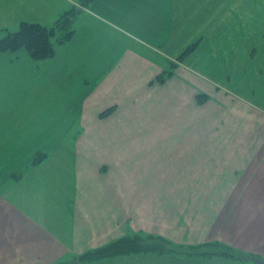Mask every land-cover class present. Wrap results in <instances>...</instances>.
Returning <instances> with one entry per match:
<instances>
[{
	"label": "crops",
	"instance_id": "obj_1",
	"mask_svg": "<svg viewBox=\"0 0 264 264\" xmlns=\"http://www.w3.org/2000/svg\"><path fill=\"white\" fill-rule=\"evenodd\" d=\"M78 1L0 0V28L51 25ZM74 29L50 59L0 52V264L51 263L132 232L198 242L216 226L219 236L221 214L236 200V171L261 173L254 183L262 207L251 214L264 233V147L261 169H253L257 150L235 142L246 129L204 131V107L213 106L219 115L225 109L220 121L228 126L260 125L264 139L263 92V112L253 117L257 103L225 89L264 87V0H94ZM193 42L173 75L157 82ZM198 91L209 95L203 104ZM66 138L73 143L60 147ZM40 152L43 160L31 164ZM205 201L207 214L189 224ZM175 259L142 254L90 264Z\"/></svg>",
	"mask_w": 264,
	"mask_h": 264
},
{
	"label": "rangeland",
	"instance_id": "obj_2",
	"mask_svg": "<svg viewBox=\"0 0 264 264\" xmlns=\"http://www.w3.org/2000/svg\"><path fill=\"white\" fill-rule=\"evenodd\" d=\"M39 14L43 15L45 12L42 10ZM53 22V21H51ZM50 22V23H51ZM53 24V23H51ZM183 61V60H182ZM175 64V66L181 62L177 60V58L173 61H171ZM171 67V64H169V68ZM168 68V69H169ZM164 69V70H168ZM262 78H264V70L261 75ZM225 89H228V91L236 96L237 98H240L242 100H245V98L252 99L251 101L254 104V101L257 103V105H253L251 108V112L254 115L259 116V112L262 111L260 110L259 107V102L261 99L260 91L263 92L264 95V87L259 89V87H252L251 88V93H248L247 91H243V87H225ZM259 90V91H258ZM263 99V107H264V96H262ZM207 101V100H206ZM205 101V102H206ZM204 102V103H205ZM203 104V103H202ZM113 109V107H111ZM110 109V108H108ZM106 109V110H108ZM218 109L222 108H215V107H209L205 106L204 107V119H205V124H204V131L205 132H219V131H243V129H246L245 131L248 132L247 136L245 139L243 138H237L236 139V147H250L252 149H255L257 151L252 150V159H253V165L252 168L255 169V167L260 168L258 165L259 159L262 158L260 148L264 147V139L262 140L260 137V125L258 124H250V125H241V126H236V124H230L229 126L227 125L228 122L224 123L223 121H220L221 118L226 117L225 109L223 110L222 114L219 115L220 111ZM231 109H234L231 107ZM104 112V111H102ZM101 112V113H102ZM235 112L238 113V115H243V110L242 109H236ZM246 112V110H245ZM263 112V111H262ZM256 113V114H255ZM264 113V112H263ZM217 117V118H216ZM225 119V118H224ZM63 139L61 141L60 147H63L61 145H71L73 143L72 140H67ZM213 140H210L212 142ZM228 142V140H219L215 139V142ZM214 142V141H213ZM256 158V159H254ZM256 160V163H255ZM237 169L238 166H237ZM260 172L258 171H251L249 173H246L244 171H236L235 172V197L236 200L234 203L230 204V208H227V212L221 214V229H223L222 232H220L219 236H217L215 229H220L219 227H212V235L208 239L203 240V241H198V242H176V243H184V244H200V243H206V242H221L226 245L233 246L237 250L241 252H245L248 255H256L264 260V233H260V223H258L256 220L252 219L254 215L251 214V210L255 208V205H258L259 207H262V204H260V193L263 189L258 186V184H255L254 179H260ZM264 175V172H262ZM224 175L230 176V179L232 177V173H224ZM250 175V176H249ZM248 183H253L251 184V187H245L248 185ZM233 189L230 190V196L232 193ZM219 192L223 194L225 197L227 196L228 189L226 187H220ZM211 199V198H210ZM232 199V198H231ZM206 204H196V208L194 211L189 212V224L191 218L196 215V218L199 217V212L202 211L204 215L207 214L206 212V206L207 204L211 205L210 202H203ZM225 206H228L225 204ZM249 213V217L244 220L245 215ZM191 227L190 225H188ZM199 230L196 232V238H198ZM229 233V234H228ZM155 254V253H153ZM77 255V254H76ZM76 255L72 256H66L64 259L57 260L51 263H46V264H90V262L87 263H79L76 261ZM129 255H142L140 254H129ZM162 255V254H158ZM172 255L175 258V260H167L166 264H256L254 260L252 259H231L222 255L219 256H206V257H197V256H185V255H180V254H169ZM128 256V255H124ZM121 257V256H120ZM118 258V257H116ZM114 259V258H111ZM185 259H193L194 261H188L185 262ZM202 260V261H200ZM98 262V261H96ZM94 263V262H91ZM34 264H45V263H34ZM156 264H164L163 262L159 261Z\"/></svg>",
	"mask_w": 264,
	"mask_h": 264
},
{
	"label": "trees",
	"instance_id": "obj_3",
	"mask_svg": "<svg viewBox=\"0 0 264 264\" xmlns=\"http://www.w3.org/2000/svg\"><path fill=\"white\" fill-rule=\"evenodd\" d=\"M94 0H79L67 10L61 12L53 24L44 25L39 22L21 21L16 29L0 28V52H13L24 49L32 60L42 61L52 58L57 47L67 42L73 35L74 22L82 8ZM197 42L188 45L177 57L182 61L196 47ZM175 64L171 62L168 70H163L156 77V81L164 83L173 75ZM209 99V95L198 91L196 101L198 104ZM113 109L110 108L101 113L108 115ZM44 154L38 153L33 157L31 164L43 160ZM180 254L185 256H225L231 259L263 258L256 255H248L233 246L221 242H206L200 244L176 243L171 239L152 233L132 232L115 238L106 244L85 250L76 255L79 263L96 262L105 259L116 258L129 254ZM264 261V260H263Z\"/></svg>",
	"mask_w": 264,
	"mask_h": 264
},
{
	"label": "water",
	"instance_id": "obj_4",
	"mask_svg": "<svg viewBox=\"0 0 264 264\" xmlns=\"http://www.w3.org/2000/svg\"><path fill=\"white\" fill-rule=\"evenodd\" d=\"M255 261L256 264H264V261L258 258H249Z\"/></svg>",
	"mask_w": 264,
	"mask_h": 264
}]
</instances>
